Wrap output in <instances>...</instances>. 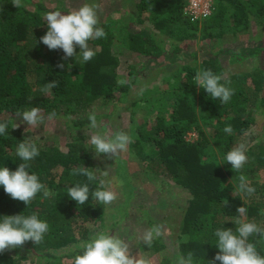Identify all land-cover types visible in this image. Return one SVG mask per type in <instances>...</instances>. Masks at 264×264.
I'll return each mask as SVG.
<instances>
[{"label":"trees","instance_id":"obj_1","mask_svg":"<svg viewBox=\"0 0 264 264\" xmlns=\"http://www.w3.org/2000/svg\"><path fill=\"white\" fill-rule=\"evenodd\" d=\"M220 2L233 8L236 31L251 33L255 41L253 53L221 50L217 54H209L198 65H190L196 56L191 55L183 61L184 72L180 86L175 90L176 100L169 118L158 117L155 124L145 123L137 129L139 140L136 143L154 145L156 156L151 160L150 168L159 169L160 175L190 195L178 228L180 236L188 239L179 243L178 249L181 256L194 253L197 264H208L219 253L218 238L214 234L217 229L235 232L239 226L236 221H242L243 217L246 221L242 222L256 224L259 219H264L260 214L261 205L248 204L235 192L234 184L228 179L231 174L210 157V142L200 130L201 122L209 124L211 120L215 139L218 140L217 148L226 157L256 123L248 111L253 92L262 94L260 113L264 118V6L253 5V10L244 0ZM21 3L23 6L17 8L12 0H0V122L8 124L6 133L0 135V168L7 167L14 172L23 163L15 155L19 143L25 139L35 143L39 155L28 162V171L38 175L50 195L45 198L42 190L26 205L12 199L0 186V222L4 217L35 214L38 219L47 222L49 230L38 245L26 241L22 247L4 251L15 252V256L4 257L0 253V264H74L75 257L83 253L82 245L92 240L87 225L105 221L107 214L108 204L93 200L91 192L100 187L101 180L105 182L102 190L111 189L106 177L97 171L94 154L84 137L73 138L65 151L51 142L38 144L28 139L30 131L25 126L16 127L20 118L16 113L40 107L45 119L54 111V118L71 117L68 120L74 128L90 126L88 117L94 113L91 106L94 100L107 102L115 95L122 97L129 94L147 65L157 64L162 58L169 59L180 51L175 47L169 52L157 43L147 29H139L138 23L147 22L140 17L149 13L153 29L170 35L181 23H187L188 18L183 13L182 0H135L137 15L111 16L98 25L104 29L106 38L90 40L89 44L100 51L92 60L85 62L82 70L76 71L72 57L65 59L62 49L49 50L40 41L48 31L45 13L58 10L67 14L68 10L65 7L50 9L37 0H21ZM121 39H126L127 48L143 59L142 71L132 67L128 79L119 76L120 59L113 51L115 42ZM222 56H228L232 64L243 63L250 58L257 61L254 71L220 81L234 90V95L226 104L212 99L204 89L195 85L194 79L196 73L202 70H211L221 77L225 73L220 61ZM53 81H58V87L51 94L41 91L46 83ZM188 95H192L193 99ZM196 97L203 107L202 116H199L195 106ZM95 115L97 122L109 127L106 123L109 115ZM228 125L233 128L232 134L223 131ZM195 128L200 130V139L189 142L187 135ZM250 149L245 165L252 164L253 173L264 172V143ZM117 163L116 180L122 182L124 190H128L123 195L128 206L133 197V185L126 171L125 159L119 156ZM227 164L232 168L231 164ZM82 167L91 169L96 179L89 181L86 176L73 175V170ZM76 184H88L90 188L89 200L84 205H79L68 195V188ZM243 206L247 209L246 216H240L236 211ZM248 242L253 243L264 257V239L252 235ZM72 247L75 249L67 251ZM159 248L163 249V246Z\"/></svg>","mask_w":264,"mask_h":264},{"label":"rangeland","instance_id":"obj_2","mask_svg":"<svg viewBox=\"0 0 264 264\" xmlns=\"http://www.w3.org/2000/svg\"><path fill=\"white\" fill-rule=\"evenodd\" d=\"M42 1L50 9L65 7L68 12L78 10L85 3L94 4L95 0H37ZM249 8L264 6V0H244ZM110 0H100L97 9L99 24L105 22L109 17L124 15L134 12L132 5L125 7L124 0L118 4ZM123 2V6L120 3ZM135 0L128 3L133 4ZM215 6L213 16L206 22H194L188 18L187 23H181L173 34H165L164 31L156 32L153 29L152 15L145 13L141 20H146L143 24L138 23L139 29H147L156 39L159 45L166 47L172 52L175 47L180 48L177 55L170 56L169 59L162 58L157 64L147 65L142 71L143 59L140 55L131 52L127 48L126 39L115 42L113 51L120 59L118 69L119 76L123 79L129 78L131 68L142 71L129 94L119 97L115 95L109 101L103 99L94 100L93 111L97 115H109L106 123L109 127L98 122V127L93 129L90 126L84 128H74L68 119L53 118L51 121L44 119L42 124L35 127L23 122L20 117L16 123L25 126L30 131L29 140L38 144L51 142L60 149L66 150L67 144L76 136L84 137L85 142L94 154V163L97 171L101 174L107 171L105 176L111 191L116 193V200L108 204L105 221L97 224H88L89 234L94 239L100 233L118 235L119 238L129 244L131 255L134 257H144L151 261V264H176L177 258L181 256L178 249L179 243L185 242L186 236H180L178 228L183 212L188 204L190 195L180 186L170 182L165 176L160 175V170L150 168L151 160L155 158L156 151L152 144H138L137 129L145 123L155 124L158 117L169 118L172 113V106L176 100L175 90L180 86V79L183 75L184 60H188L191 55H196L190 65L200 64L209 54H217L221 50H235L238 52H252L255 41L251 33L242 34L236 31L233 24L234 10L220 0H214ZM183 4V1H182ZM184 8V4H183ZM254 10V8H252ZM184 11V10H183ZM137 15V12H134ZM263 35V34H262ZM95 51V55L100 49L89 44ZM77 57H72L73 68L76 71L82 70L85 62L82 61L80 48L76 46ZM253 53V52H252ZM221 65L225 73L221 76V81H228L230 77L248 74L257 66L255 59L239 64H232L228 56L220 57ZM193 99L192 95H188ZM253 98L248 106V111L256 119V123L242 137L240 144L246 146V155H249L251 146L264 143V118L260 113V100L262 94L251 93ZM195 106L199 116L203 115L201 101L196 97ZM201 122L200 130L209 140L208 151L210 157L220 164L231 176L229 181L235 186V192L244 197L248 204L255 203L260 206V214L264 217V172L253 173V165L247 164L239 171H234L227 165L226 157L218 148V140L215 139L212 124ZM212 123V122H211ZM200 130L195 128L187 135L189 142H196L200 139ZM117 131H124L129 134L133 143L128 145L126 151L109 158L107 154H97L94 146L89 142L94 134L107 135L111 137ZM123 153V154H122ZM16 155V153H15ZM122 156L126 161V171L129 180L133 185V197L128 206L125 205L126 198L123 196L128 190H124L122 185L116 180L118 171V157ZM245 176L249 181V186L256 189L251 196L238 191L239 176ZM64 190V189H63ZM49 191V190H48ZM234 192V193H235ZM246 221V217L242 218ZM163 225L165 234L152 241L151 247L145 245L143 236L146 231L154 226ZM259 227L264 229V219H259ZM163 246V249L159 248ZM76 247V246H75ZM69 248L67 251L75 249ZM4 257L15 256V252H3ZM26 264H31L27 262Z\"/></svg>","mask_w":264,"mask_h":264},{"label":"clouds","instance_id":"obj_3","mask_svg":"<svg viewBox=\"0 0 264 264\" xmlns=\"http://www.w3.org/2000/svg\"><path fill=\"white\" fill-rule=\"evenodd\" d=\"M15 7H22L21 0H12ZM99 5L85 3L78 10H73L67 14L61 11H53L45 13V19L48 26L46 34L40 38V41L48 47L49 50L62 49L65 53V59L68 57H77L76 46L80 48V56L83 62H88L95 56V51L89 47V41L98 38H106V33L102 27H99V18L97 9ZM63 68V65H59ZM195 85L204 89L212 99H218L222 104L230 101L234 95V90L220 83L221 77L215 75L211 70H202L197 72L195 77ZM121 84L125 83L120 81ZM58 87V81L46 83L41 89L42 92L51 94L54 88ZM16 115L21 117L23 122L29 126L35 127L44 122L45 117L42 115L40 107H31L22 113L17 111ZM56 116L53 111L47 116L51 121ZM71 117H68L70 119ZM90 127L95 129L98 127L96 115L93 113L88 117ZM19 127V125H16ZM8 124L0 122V135L6 133ZM227 134L233 133V128L228 125L223 130ZM95 148L97 154H107L109 158L119 155V153L127 150L128 145L133 143L132 137L124 131H117L111 137L101 135L99 133L91 136L89 141ZM16 155L23 161L13 172L7 167L0 168V186L3 187L5 193L10 195L14 200L22 201L26 205L36 197L37 193L43 190L44 197L47 198L50 193L45 186L40 183L38 175L28 171L30 168L29 161H32L39 155V149L35 143L25 139L19 143ZM227 163L231 164L234 171H239L248 161L246 155V146L241 143L235 146L226 155ZM86 176L89 181L96 179L91 169L84 167L73 170V175ZM107 176L108 172H103ZM104 181H100V187L91 192L93 200H97L104 204H111L116 200V193L111 190H102ZM122 184V182H119ZM238 191L249 196L256 191L254 187L249 186L246 177L239 176ZM69 197L76 201L79 205H84L90 196V188L88 184H76L74 187L68 188ZM240 216H246L247 209L243 207L237 208ZM239 225L235 232L231 229L219 228L215 231L218 238L217 247L219 253L214 260L208 264H264L262 257L253 243L248 242V238L252 235H258L264 239V229L254 222H242L237 220ZM49 225L46 221L38 219L37 215L25 217L22 214L10 217H4L0 222V253L5 250L22 247L26 241H33L36 245L40 244L44 235L48 232ZM166 230L163 225H157L146 231L143 236L145 245L151 247L152 241L157 237L165 234ZM187 237L185 240L187 241ZM83 253L75 257L74 264H151V261L144 257H134L131 255L129 244L119 238L118 235H110L100 233L90 242L82 245ZM176 264H197L194 253L189 252L186 256H179Z\"/></svg>","mask_w":264,"mask_h":264},{"label":"built area","instance_id":"obj_4","mask_svg":"<svg viewBox=\"0 0 264 264\" xmlns=\"http://www.w3.org/2000/svg\"><path fill=\"white\" fill-rule=\"evenodd\" d=\"M184 4L183 13L194 22H206L213 16L214 0H182Z\"/></svg>","mask_w":264,"mask_h":264},{"label":"crops","instance_id":"obj_5","mask_svg":"<svg viewBox=\"0 0 264 264\" xmlns=\"http://www.w3.org/2000/svg\"><path fill=\"white\" fill-rule=\"evenodd\" d=\"M111 1H113V2H115V3L118 4L119 1H123V0H111ZM130 1H132V0H129V2H130ZM108 2H110V0H107V3H108ZM113 2H112V3H113ZM99 3H100V0H95V1H94V4H96V5H98ZM129 5H130V6L132 5V7L134 8V3L131 4V3H128V0H124V6H125V7H128ZM120 6H123V2L120 3ZM134 12H136L135 8H134ZM134 12L130 11V13L135 14Z\"/></svg>","mask_w":264,"mask_h":264}]
</instances>
